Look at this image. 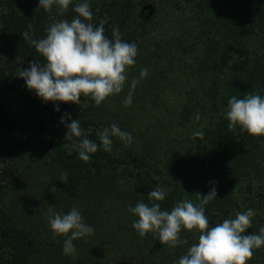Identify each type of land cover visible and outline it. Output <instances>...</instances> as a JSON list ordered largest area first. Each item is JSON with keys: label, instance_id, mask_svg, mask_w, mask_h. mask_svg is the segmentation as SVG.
I'll return each instance as SVG.
<instances>
[{"label": "trees", "instance_id": "1", "mask_svg": "<svg viewBox=\"0 0 264 264\" xmlns=\"http://www.w3.org/2000/svg\"><path fill=\"white\" fill-rule=\"evenodd\" d=\"M83 2L72 0L69 10L60 15L55 6L46 13L38 6L39 0H0V92L14 95L19 103L18 111L0 103V264H177L198 242V234L182 231L181 239L188 243L169 248L153 234L140 237L132 227L136 217L129 206L140 201L151 204L148 192L157 185L167 190L159 202L161 209L171 211L183 199L198 204L196 193L206 195L212 187L209 182L214 181L216 200L205 206L211 225L234 219L246 205L264 209V137H252L239 128L229 131L225 118L232 96L243 98L257 92L264 96V0H168L171 12L162 18L156 15L159 3L152 15L143 9L148 0H88L92 23L103 22L110 39L118 27L124 41L136 44L137 57L152 40L155 26L162 27L167 18L174 20L175 14L178 20L181 17L174 42L165 49L167 53H172L170 47L180 50L179 67H185L180 70L182 96L175 123L188 136L180 143V151L193 157L184 160L181 171L168 172L150 161L151 145L141 141L137 147L133 135L131 144L112 137L111 151L101 147L91 154L90 162L79 160L73 140L65 139V124L79 120L88 138L100 144L101 128L111 126L105 102L97 107L82 95L79 105L45 103L18 77L17 68L26 69L32 61L45 63L22 33L30 31L33 38H44L48 25L71 21L74 6ZM165 51L159 49L152 55L162 58ZM65 114L70 120L61 124ZM197 132L203 133L202 138ZM26 152L54 172L60 196L86 199L85 223L94 234L74 241V256L63 253V238L54 237L44 225L48 219L38 228L7 205L9 175L5 182L3 171ZM62 172L67 173L65 182L59 180ZM192 174L201 179L197 184L187 181ZM241 192L245 197L239 196ZM257 217L252 218L248 233H259L264 227ZM253 253L247 264H264V246Z\"/></svg>", "mask_w": 264, "mask_h": 264}, {"label": "clouds", "instance_id": "2", "mask_svg": "<svg viewBox=\"0 0 264 264\" xmlns=\"http://www.w3.org/2000/svg\"><path fill=\"white\" fill-rule=\"evenodd\" d=\"M71 4L72 0H39L38 6L46 13H51L55 6L63 15ZM73 11L75 18L71 21L56 20L48 25L44 38L35 39L30 31L22 33L24 40L34 46L45 63L41 65L32 61L26 69L17 68L18 77L45 103L79 105L83 95L90 97L99 107L109 97L124 90L128 72L136 64L138 48L135 43L122 39L118 27L113 28L110 39L104 33L103 22L99 26L94 25L88 0L77 3ZM28 28L31 30L32 25ZM147 74V68L140 70L141 77ZM138 82L133 79L131 88L134 89ZM131 104L132 95L129 92L124 105L128 107ZM55 110L59 111V108ZM225 118L229 131L239 128L252 137H264V96L258 92L248 93L243 98L232 96L227 102ZM66 120H70L67 114L61 117L60 123L65 124ZM65 127V139L73 140L75 154L85 163L90 162L91 154L101 147L105 152L111 151L112 137L125 144L132 142L131 133L122 131L115 123L99 133L100 144L88 138L79 120H71ZM195 135L202 138L203 133ZM59 180L65 182L67 173L62 172ZM209 183L212 187L206 195L196 193L198 204L183 199L171 211L161 209L159 202L166 198L167 190L157 185L148 192L151 204L140 201L134 207L129 206L128 211L136 217L132 227L140 237L151 233L169 248L188 243L181 239L182 231L198 234V242L189 247L177 264H247L254 254L253 250L264 246V227L259 229V233L247 232L256 215L252 208L237 212L234 219L211 225L205 215V206L216 200L217 190L214 181ZM51 191L57 190L53 187ZM52 208L49 206V228L54 237L63 238V253L74 256V241L93 235L94 229L84 222L76 207L67 214L53 212Z\"/></svg>", "mask_w": 264, "mask_h": 264}, {"label": "rangeland", "instance_id": "3", "mask_svg": "<svg viewBox=\"0 0 264 264\" xmlns=\"http://www.w3.org/2000/svg\"><path fill=\"white\" fill-rule=\"evenodd\" d=\"M158 3L160 7L156 15H160V18L168 17L171 12L168 0H160V2L148 0L143 9L146 6L151 7L150 15H152L157 10ZM165 22L164 25H161L162 27L155 26L153 28L152 40L147 42L148 46L145 50L140 51L135 66L129 70L128 81L124 90L109 97L105 101L104 107L106 120L111 125L113 123L122 125V131L129 130L131 135L137 136V139H134L137 147L141 145V141L151 145L149 148L150 161L163 166L164 170L168 172L173 168L176 171H181L180 167L184 160H189L193 155L186 156L180 151V143L188 136L175 123L182 96L181 80L183 74L180 73V70L185 67L184 65L179 67L180 50L175 51L174 48L170 47L172 53H167L165 49L167 48L166 44L170 43L171 45L174 42L173 39L181 27L182 20L181 17L178 20L175 14L174 20L167 18ZM159 49L166 50L162 58L152 55L153 51ZM142 68L148 69L146 77L140 76ZM133 79L139 81L134 89L131 88ZM129 92L132 95V104L126 107L124 100ZM0 103L12 111L19 110V103L12 94L0 92ZM103 129L101 128L100 132ZM138 140H140V144H138ZM65 146L67 147L66 144ZM70 149L68 150L70 151ZM187 170L189 169L187 168ZM3 173L5 178L7 174L9 175L7 205L22 220L31 219L37 224L35 226L40 228L41 223H44L43 220L48 219L49 206H53V212H69L73 207H76L86 222L84 210L86 199L70 196L63 198L58 191L52 192L53 187L56 189L54 184L57 181L55 180L56 176L33 153L21 154L17 162L5 167ZM192 176L186 178L190 184H197L201 180L197 179L194 174ZM6 180L7 178L5 182ZM256 193L254 192L252 195L256 196ZM252 195L249 197L251 198ZM239 196L245 197V193L241 192ZM248 208L254 209L255 216L264 222V209L262 207L246 205L243 211ZM44 225L48 230L49 224L45 223Z\"/></svg>", "mask_w": 264, "mask_h": 264}, {"label": "water", "instance_id": "4", "mask_svg": "<svg viewBox=\"0 0 264 264\" xmlns=\"http://www.w3.org/2000/svg\"><path fill=\"white\" fill-rule=\"evenodd\" d=\"M146 8L148 9V14H150V11H151L150 7L146 6Z\"/></svg>", "mask_w": 264, "mask_h": 264}]
</instances>
